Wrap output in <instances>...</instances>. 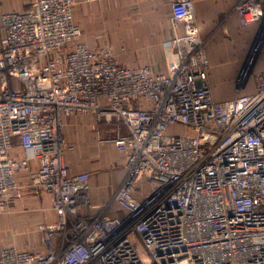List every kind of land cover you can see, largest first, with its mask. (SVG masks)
<instances>
[{"label":"built area","instance_id":"1","mask_svg":"<svg viewBox=\"0 0 264 264\" xmlns=\"http://www.w3.org/2000/svg\"><path fill=\"white\" fill-rule=\"evenodd\" d=\"M76 3L32 0L0 18V214L24 177L57 215L44 252L0 247V264H264V73L254 93L214 98L193 0L172 3V59L158 73L81 43ZM233 12L259 25L260 54L264 0H236ZM82 114L116 124L125 157L120 186L92 216L81 213L89 174L65 162V120Z\"/></svg>","mask_w":264,"mask_h":264},{"label":"crops","instance_id":"2","mask_svg":"<svg viewBox=\"0 0 264 264\" xmlns=\"http://www.w3.org/2000/svg\"><path fill=\"white\" fill-rule=\"evenodd\" d=\"M174 1L77 0L73 16L80 28V42L92 50L108 46L121 66H150L156 73L164 72L172 59L169 42L174 35ZM193 1L200 34L206 40L210 61L209 83L214 98L219 102L231 100L237 86H241L245 94L254 93L257 78L264 73V58L256 60L250 75L243 76V69L251 55L259 25L246 28L240 25L239 18L233 12L236 0ZM31 2L0 0V18L7 13L28 11ZM1 34L0 28V38ZM120 133L126 135L128 132L122 126ZM63 135L68 145L65 162L69 174H89L90 204L83 206L81 213L92 216L98 211L97 208L111 198L125 175V157L113 143L117 137V125L99 123L93 114H82L65 120ZM20 182L23 185L22 197L11 205L31 200L37 212L47 209H44L46 213L41 212L35 218L36 222L48 226L55 224L57 215L52 209V195L42 189L28 188L24 177H20ZM110 214L121 216L123 211L115 206ZM30 227L33 228V224ZM8 245L14 246L0 242V247ZM53 245L57 247L58 240H54ZM35 248L45 251L43 238H40Z\"/></svg>","mask_w":264,"mask_h":264},{"label":"rangeland","instance_id":"3","mask_svg":"<svg viewBox=\"0 0 264 264\" xmlns=\"http://www.w3.org/2000/svg\"><path fill=\"white\" fill-rule=\"evenodd\" d=\"M264 58V48L260 54H251L249 56L250 61L247 63L243 69V76H248L254 71L253 64L258 60V58ZM239 87V86H237ZM235 94V91H234ZM35 205L32 201L25 200L20 202L16 206H10L7 212L0 214V242L6 244H13L14 246L8 245V247H14L22 251H32L41 252L43 250H38L35 246L38 244L40 238H43L44 228L47 227L45 223L38 224L36 217L42 212L46 213L45 208L41 212H37L34 208ZM45 209V210H44ZM43 214H41L43 216ZM9 219H6L8 218ZM14 217L12 220L10 218ZM1 218H4L1 220ZM12 221V222H9ZM11 223V224H9ZM5 224V225H3ZM33 224V228L30 227ZM38 224V225H37ZM39 238V239H38ZM4 245V244H3ZM7 247V246H5Z\"/></svg>","mask_w":264,"mask_h":264}]
</instances>
